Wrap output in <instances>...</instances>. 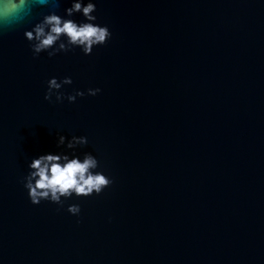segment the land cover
Instances as JSON below:
<instances>
[{"label": "water", "instance_id": "1", "mask_svg": "<svg viewBox=\"0 0 264 264\" xmlns=\"http://www.w3.org/2000/svg\"><path fill=\"white\" fill-rule=\"evenodd\" d=\"M0 264H264V0H0Z\"/></svg>", "mask_w": 264, "mask_h": 264}]
</instances>
